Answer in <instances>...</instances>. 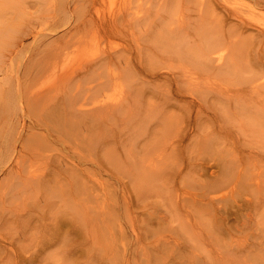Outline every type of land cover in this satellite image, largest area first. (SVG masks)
Here are the masks:
<instances>
[{
    "label": "rangeland",
    "instance_id": "rangeland-1",
    "mask_svg": "<svg viewBox=\"0 0 264 264\" xmlns=\"http://www.w3.org/2000/svg\"><path fill=\"white\" fill-rule=\"evenodd\" d=\"M161 1L165 0H41L38 5L28 7L23 15L19 14L12 21L9 29L4 32L0 42V53L6 55L11 53L10 56H13L12 65L9 66L12 75L18 71L24 72L28 61L32 65L31 69L39 68L44 63L47 65L48 63L45 62L48 61L47 56H52V48L53 51L55 50L53 43L59 41L65 43L66 52L62 54L63 57L59 55L57 59L62 58L67 63H61L60 59L58 62L64 64L63 68H60L62 65L58 62H54L56 64L52 67L57 66V69L54 67L49 71L41 66L42 68L39 69L44 70L45 76L40 75L43 74V70L42 72L39 70L37 73H41L34 75L35 79L31 77L32 74L31 78L26 80L28 82L23 81L25 84L31 83L34 87L42 86L44 83L49 85L51 81L56 82V79L62 76L60 73L64 67H69L68 71L64 69L67 71L64 73H69L68 75L71 76L78 72L81 74L78 79L85 78L86 82V79L90 77L82 75L84 74V71L81 73L83 64H87L97 55H102L104 51L122 52L111 62L110 67L112 69L123 67L127 63L128 69L132 71L124 72L121 77L124 81L121 82L123 93L120 95H129L128 99H125L128 105L124 107V113L115 112L107 119L108 123L105 121L107 126L112 128L109 133L112 137L111 141L113 139V142L108 143L107 146L115 148V152L122 155L126 164L128 159L124 148L127 146L132 148L134 155L143 158V148L146 145L151 146V155L147 160L151 163L154 173L158 175L153 173L149 181L137 185L132 180L133 176H130L133 174L132 169L130 174L121 173L120 170L125 167L120 169L116 164L110 163L106 157H100L101 151L96 155L97 158L93 156L95 160L97 159L96 161L93 158L94 161L82 162L83 159L91 157L92 149L84 143H79L78 138L71 133V135L67 133L69 135L63 136L64 141L60 143L54 141L46 147L41 146L37 139H31L32 141L26 144L28 159L24 163L25 174H27L26 168L34 169L35 172L43 171L41 168L44 163L47 164L45 154L61 153L62 156L68 155L69 159L73 157L72 160L80 162L82 180L86 176L88 181L85 179L83 181L85 184L88 183L87 186L90 189L84 188L85 192L80 191L79 194L74 191L69 196L60 192L57 193L60 196L56 200L48 201L49 196L43 193L44 190L40 189V192L37 191L38 189L26 190L28 188L24 186L25 189L22 184L17 185L14 174L11 173L10 177L9 173H5L8 165L4 166L0 163V201L2 200L0 203V264H84L86 253L82 249L95 242L97 244L92 245L96 247L95 252L97 248L110 249L113 252L117 251L119 255H122L123 244L127 246L128 252H133L135 248L139 250L140 244L144 245L145 251L150 253L154 250L153 246H158L155 252L158 253L159 264H264V142L262 144L259 140L257 142L256 138L249 134L250 132L242 130L247 127L242 122L244 116L237 113L233 102L228 103L229 106L225 103V98L212 97L210 94H214L213 92L207 91L210 92L208 93L210 99L203 101L205 104L203 112L197 115L194 111L188 112L187 108V110L182 108V101H178L180 107L173 106L170 103L174 102L172 99L169 100L170 102L166 101L168 95L174 92L175 80L172 77L166 79L160 76L150 77L146 71L152 67L156 70L155 72H174L178 69L173 68L176 62L170 59L157 60L159 53L154 40L149 38L150 32L159 26L160 19L167 17L172 9V12L180 9L177 13L184 14L183 16L187 14L184 17L186 19H191L192 16L194 18L193 9L198 7L200 0H178L179 4L175 7L179 8L178 10L173 8L175 0H166L169 1L166 2L167 5L165 2V5L161 4ZM229 1L238 5L244 4L245 6H242L247 8L244 13L251 4L249 0ZM258 14L264 17V12ZM111 16L116 17L115 25H117L112 33H109L103 26ZM260 17L259 21H264ZM138 19L141 20L138 21ZM29 25L38 32L34 30L28 33L32 29V27L29 29ZM227 27L226 25L225 28ZM13 38L15 41L22 39V45L15 46ZM44 44L47 45L44 46L46 50L42 48ZM245 45L241 54L243 71H239V75L247 80L245 83H253L259 76L264 75V61L258 60L261 54L256 52L254 41L250 39ZM139 58L143 59L146 70L140 66ZM22 61L27 62L26 67H23L25 65L21 63ZM160 61H163V64L165 62L166 65H173L172 69L168 70L166 65L159 63ZM159 64L161 66L157 67ZM71 65L73 73H71ZM107 71L108 68H102L97 79L102 78L100 76L105 75ZM46 72H48L47 75ZM67 74H65L66 77H68ZM214 75L216 74L210 73L204 78L200 76L203 80L199 82V77L196 79L200 84L196 81L192 84L198 90L204 86L214 91L224 92L229 88H236L238 80L232 74H221L219 77ZM73 77L77 78V76ZM206 78L210 81H204ZM78 79H76L77 83L71 84L74 86L71 87L73 90L78 85L80 87L81 83V87L86 86L85 82L79 83ZM211 81L214 83L212 84ZM201 82L212 85L210 84L211 87H209V84L202 85ZM112 86L108 83L101 87L106 91L94 90L89 93L86 104L92 105L104 93L109 94ZM136 86L141 89L138 103H135L130 95V91ZM168 88H171L172 93ZM249 95L250 93L246 96ZM44 100H41L42 105L39 109L37 107L41 102L36 103L38 112L42 111L44 106H46L44 110L52 106L46 100L45 103L47 105L50 103V106L44 105ZM14 102L15 104L10 105V116L13 121L24 120L26 124H33L34 131L48 130V133H43H47L48 138L53 137L55 131L47 127L48 117L42 119V116L46 117V114L48 116L53 109L48 108L47 112L44 111L45 116L43 112L40 113L43 114L42 116L33 113L32 119H29L21 114L25 110L21 108L24 103L21 104L16 99ZM224 105L226 107L228 105L229 110ZM36 108H32V112H37ZM162 111H165L164 115ZM166 117L167 125L164 124ZM38 120L40 124L36 122ZM50 125L54 126L51 123ZM146 139L148 140L145 141ZM131 140L133 143H130ZM38 149L41 151L37 152ZM81 163L84 165L82 166ZM17 203L18 208L15 206ZM23 213L25 218L21 219ZM72 214H79L87 227L94 226L96 228L94 236L93 234L81 236L80 233V235H68L67 248L71 249L70 253H66L71 255V257L66 256L68 259L61 254L59 257H57L58 254L52 255L51 252L60 249L58 245L49 247L39 257L33 256L37 254L36 248L41 245L40 240H43L41 237L44 238L42 234L49 226L56 222L67 229ZM85 219L88 222H85ZM89 219L93 221L89 222ZM21 221L23 225H20ZM24 226L31 230L24 229ZM136 234L140 236L138 239H141V242L137 241ZM74 238L83 239L84 243L79 248L77 246L73 248ZM178 249H184L187 255L176 258ZM152 253L148 264H154L157 261ZM27 256L31 258V262L22 260ZM107 262L112 264V261L107 260ZM89 263L101 264V261L97 262L93 259ZM130 264L135 263L131 261Z\"/></svg>",
    "mask_w": 264,
    "mask_h": 264
},
{
    "label": "bare ground",
    "instance_id": "bare-ground-1",
    "mask_svg": "<svg viewBox=\"0 0 264 264\" xmlns=\"http://www.w3.org/2000/svg\"><path fill=\"white\" fill-rule=\"evenodd\" d=\"M40 1L41 0H0V42L2 41L4 32L7 31L11 26L12 21L15 20L19 16V14L23 15L25 11L28 9V7H31L33 5L34 6L38 5ZM177 1L178 0H175V2L173 1V3H175L174 4L175 6L173 8L177 7L176 5L179 4L178 3L179 1L178 2ZM249 1L251 2V4L249 3L250 6L248 7V10H246L245 13L244 11L247 8L246 7L244 8L245 6L244 4L238 5L229 0H200V2L198 3V7L193 9L194 18H192L193 17L192 16L191 19L184 18L185 16H187L186 13L185 16H183L184 14L177 13L180 10L179 8H175L177 10L179 9L176 12H174L175 10L172 12L173 9L170 10V13H168L169 15L168 16L166 15L167 17L164 16V18H161L159 26L154 31L150 32L149 38L154 40V44L157 47V51L159 53L157 55V60H160L161 58H167L176 62V64L174 65L175 67H173V65L171 64L166 65L165 62L163 64L162 63L163 61H160L159 63L166 65V68H168V70H171L172 67L177 68L178 70L173 69L175 70L174 72H169V71L155 72L156 70H154V67L150 69L144 67V62L142 58H139L140 60L139 63L141 67H144L145 70L147 69L148 72L146 71V73L149 74L150 77L160 76V77H165V79L167 77H172L175 80V88L173 94L170 96L168 95L167 99L165 98L166 101L172 99L174 102H170V101L169 102L175 107L176 106L180 107V103H178V101H182L181 102V105L183 106L182 108L185 109L187 108L189 110L188 112L194 111L195 115L200 114L201 112H203L202 110L205 105L203 101L204 100L207 101V99L209 98L208 93L210 92L214 93V94H210L214 98H222V99L225 98L226 99L225 103L227 104L233 102L234 108H237L235 109L237 110V113L239 112L244 116L242 122L244 123V125L246 124L247 126L241 129L246 131L247 133L250 132L249 134L252 137L256 138L257 142L259 140V142H261L262 144V142H264V102H262V100H264V77L261 76L264 75L259 76L256 79V82L253 83L252 82L245 83L247 80H245L242 76L239 75V71H243V67H241V65H243L241 64L242 62L241 54L244 51V46H246L245 44L248 43L250 39L251 41L255 42L256 52L261 54L258 60L260 62L264 61V21H259L260 16L258 14L260 12H264V0H249ZM164 2L166 3L169 1L166 0L161 1V4L163 3V5H165ZM167 4L168 3H166V5ZM148 8H150V6H148ZM262 19H264V17H262ZM140 20L141 19H138V21ZM115 22H116V17L111 16L104 24L103 26L105 27L104 29L107 32L112 33L114 27L117 25V24L115 25ZM226 25L228 26L227 28H225ZM31 27L32 25H29V29ZM34 30H35L34 27H32V29L28 33H30L31 31L33 32ZM35 32L38 31L35 30ZM58 41L59 40H57V42ZM48 43L46 44L48 45ZM41 44L42 42L39 43L38 50L40 49ZM46 44L42 46L43 50H46V48H44V46H47ZM53 44H55V46H53L56 50V51L54 50L55 54L53 53L54 51L52 50L53 49L52 48L51 49L52 56H49L47 54L48 55L47 58L48 57L49 58L48 61H45L48 64L46 65V63H44L46 67L40 64L42 67H44V70L46 71L53 69L55 67V66L52 67L53 64H56L54 62H58V60L60 59L62 60V58L57 59V57H59V55L62 56V54L66 52V50H64L66 49L65 43L59 41L58 43H53ZM19 45H22V39L15 41V46H19ZM49 45L52 46L51 44ZM120 54H122V52L113 51V50L106 52L104 51L102 55H97L95 56V58L90 59V61L87 64H83L81 73L84 71L83 72L84 74L82 75H84V77H86L87 75L90 77V79L88 80L86 79V82H85V78L84 80L78 79V77H80L81 74L78 72L77 73L75 72L74 74L72 71L73 67L71 65L70 69L72 67L71 73H73L71 74V76L68 75L69 73L68 74L64 73V71H66L64 69L66 68L68 71L69 67H64V69L60 73L62 74V76L59 77V79H56L57 80L56 82L51 81L49 85H46L44 83L42 86L38 84L40 86L34 87L30 82H29L30 84L28 83L25 84V83L28 82L26 80L30 77V75L33 74L31 76L33 77L34 75L37 76L39 73L42 72L41 70L43 69L41 70L39 69L41 66L38 65L39 68L35 67L34 69H31L32 65L29 63V61L28 63L22 61L21 62L22 64L25 65L27 63V67L28 64H30L29 65L30 67L27 68L25 65L23 67H26L27 70L25 68L24 72L22 70L21 71L22 73L18 71L16 72L15 75H12L11 72L9 71V66L12 65L13 56H10L11 53L10 55L0 53V163L4 164V166H6V164L8 165L6 166L8 169L5 173H9L8 176L14 174L13 176L17 180V185L21 186L22 184L23 185L22 187L25 186L26 188H28L26 189L24 187L26 190H30V189H35V191L37 189H38L37 191H39L40 189L44 190L43 193L45 192L49 196L47 197L48 201L49 200L53 201L54 199L56 200L57 197L60 196V194L57 195V193L60 192H63V194L69 196L70 193H73L74 191H76V193L79 194L80 191H84V188L90 189V187L87 186L88 183L85 184L84 182L85 180L88 181L86 179V176L83 177V180L84 179L85 180L84 181L82 180L81 167L79 165L80 162H78V160L77 162L72 160L73 157L72 158L70 157L71 159H69L68 155L63 154L62 156L61 153L60 154L58 153L56 155L53 153L45 154L47 155L46 156L47 164L44 163L43 166L44 168L45 164L47 165L46 168H44L45 170L41 168L43 171L39 172L40 170L39 171L37 170L38 172H35L34 169L26 168L27 174L24 173L25 170L24 163L28 159L26 155V151H27L26 144L28 143V141H30L31 139L32 140L37 139L39 141V144H41V146L46 147V146H50L54 141H58L59 143L61 141H64L63 136L65 134L69 135L70 133L72 134V136L74 135L76 136V138H78L79 143L81 144L84 143L87 145V147L92 149L91 157L90 158L88 157V159L87 158L83 159L82 162H85L87 160L94 161L95 158L93 156H96L98 152L101 151V153L99 154L100 157L101 156L106 157L107 159L110 160V163L116 164V166H118L120 169L125 167L123 169L124 171L122 169L120 170L121 173L125 172L126 174H130L132 172L131 171L132 169L133 174L130 176H133L132 180H134V182L137 185H139L140 183L145 184L146 183L145 181H149L150 175H153L154 173L153 168L150 165L151 163L147 160L151 155V151H152L151 146L146 145L143 148L144 151L142 153L144 154L143 158L142 157L138 158L137 155H134L132 148L128 146L124 148L125 149L124 153L128 159L129 165L128 163L126 164L124 162L125 160L121 157L122 155H118V153L115 152L116 151L115 148L107 146L108 143L113 142V139L111 141L112 137L109 133V130H111L112 128L107 126L106 124L107 119L110 118L111 115H113L115 112L124 113L123 109L125 106L128 105L127 104L128 102L125 99H128L129 95H125V96L120 95L123 93L121 82L124 81L121 77L123 76L124 72H132V71L128 69L126 65L127 63H125L123 67H116V68L114 67L113 69L110 67L111 62L115 58L119 57ZM63 62L64 64L67 63V61L62 60L61 63ZM64 64H61L62 67L60 66L58 67L63 68ZM68 64H69V60H68ZM49 66H51V68H49ZM159 66L161 65L159 64L157 67ZM102 68H108V71L105 73V75L100 76L102 78L97 79V75L99 74ZM39 70L41 72L37 73ZM44 70L42 72L43 74L40 75L45 76ZM78 70L79 69H77V71ZM47 73L48 72H46V75ZM210 73L212 74L214 73L216 74L214 76H218V77L221 74H227V75L232 74V76L236 80H238L239 83L236 81L237 82L236 88H232V89L229 88L225 92L222 90L214 91L213 89L207 88L205 86H204L205 88L204 87L199 88L198 90L197 87L194 84H192V82L195 83L194 81H196L198 77H199L198 80L200 82V80H203V78ZM65 74H67L68 77H66ZM40 75L39 77H41ZM73 76H77V78ZM91 76L95 78H92ZM103 76H105V78H103ZM200 76L203 78L200 79ZM73 78H75L74 79L75 81L73 80ZM76 79L79 80V83L80 81L86 83L85 88L83 87L84 85H82L83 92L81 91L82 83L80 84L81 89L80 87H78L79 86L78 84H77L78 86L74 90L73 88H71L74 87L71 84L77 83ZM71 80L73 82H71ZM206 80L210 81L209 78L208 79L206 78L204 81ZM23 81H25V83ZM203 82H201L202 85L206 84ZM208 82L207 84H209ZM108 83H111L113 85L111 87V92L109 94L108 93L107 94L104 93V95L102 94L103 96L100 99H98L92 105L88 106L86 104V98L88 94L94 90L106 91V89H101V87ZM196 83L198 82L196 81ZM242 83L244 84L241 85ZM171 84L170 86L172 87ZM210 84L208 85L209 87H211ZM27 85H30L31 87ZM229 90H231V92H227ZM130 92H131L130 95L132 100L135 103H138L139 98L141 97L140 96L141 89H139V87L136 86ZM170 92L172 93V91ZM248 93H250V95L246 96ZM251 93H254L255 95H252ZM188 96L190 98H187ZM15 99L19 101L21 104L24 103L23 106L21 105V108H25V110L22 111L21 109L22 111L21 114L23 116L28 117L29 119H32L33 113H38V115L40 116L41 115L40 113L43 112L45 116V113L47 112V110H49L48 108L53 109V111L50 109L51 111L50 114L48 113L49 114L48 116L47 114L46 117H43L42 116L43 114L41 115L42 119L48 117L46 119V121H48L47 122L48 124L46 122L44 123L48 125L47 127L49 128L51 127V129L55 131L53 137L51 138L47 137L46 134L48 133V130L43 131V132H47L46 134L43 133L42 131L40 132L34 131L32 127L33 124L32 125L26 124L24 120H22V122L20 120H17L16 122L13 121L12 117L10 116L11 114L10 105L11 103L12 105L15 104V102L13 103ZM44 99L46 100V102L49 101L52 106L48 107L45 110L44 107L46 106H44L42 111L40 110L38 112V109L41 107L40 105H42L41 100ZM45 100L43 101L44 105L46 104ZM38 101H40L41 103L39 102L40 104L37 107L38 104L36 103ZM50 103H48L49 105L47 104L46 105L50 106ZM228 105L227 107L226 105L224 106L229 110L230 107H228ZM32 108L33 109L36 108L37 112L36 111L32 112L33 111ZM225 108H223L224 109L223 111H225ZM233 110L234 109H232V111ZM227 112L229 113V111ZM164 114L165 111H162V115ZM206 116L208 115L206 114ZM50 117L51 119L53 118L52 119L53 123ZM42 119H40V122H42L41 121ZM240 120H241V115H240ZM36 122L39 123V120ZM49 122L54 126L50 125ZM242 122H240V124H242ZM167 123H168V118L166 117L164 118V124L167 125ZM238 124H239V118H238ZM147 140L148 139H146L145 141ZM130 143H133V141L131 140ZM38 151L41 150L38 149L37 152ZM79 158H80V154H79ZM81 164L82 166L84 165L83 163ZM28 166L30 165L28 164ZM154 175H158V173L155 172ZM1 201L0 203H2ZM15 206L18 208L19 206L18 203ZM23 214L22 217H20L21 219L25 218V214L24 217ZM69 221L70 224L68 225L69 227L67 229L65 228V226L61 227L62 225H58V223L56 222L52 223L51 226H49V228L47 229V231L42 234L44 238L41 237V239H43L40 240L41 245H39L36 248L37 254L33 256L39 257L49 247L53 245H58L60 249L51 252L52 255L58 254L57 257H59V254H61L63 257L66 256L71 257L70 254H66V253H70L71 251L70 248H67L68 235L70 234L78 235L80 233L82 234L81 236L84 235L88 236L89 234H93L94 236L96 228L94 226H91L90 228L87 227V225H85L82 222L81 216L79 214H72L70 216ZM91 221H93V219H89V222ZM11 222L13 221L11 220ZM85 222L88 221L86 220ZM20 225H23V223ZM41 227H43V225ZM25 228L26 226H24V229ZM27 229L31 230V228L29 227H27L26 230ZM139 237L140 236L136 234L137 241L141 242L142 240L138 239ZM73 241L75 242L73 248H75L76 246L79 248V246H81L84 243L83 239L78 240L77 238H74ZM95 244H97V242H95ZM95 244H91V246H87L85 249L81 248L83 251H85L84 253H86V256L84 255L86 257L85 258L86 263L84 264H88L93 259L94 261L97 262L101 261V264H109L107 260H109L110 262L112 261V264H130L131 261L135 264H143V263L148 264V262H150L149 261L150 254L152 252H153L152 256L154 257V259L157 260L154 264H159L158 253L155 252V249L158 246H153L154 250H151L152 251L151 253L149 251L146 252L145 251L146 248H144V245L142 244L138 245L139 250L135 248L133 252L132 251L128 252L127 246L123 244L124 247H123L122 255H119L117 254V251L113 252L110 249L102 250L101 248H97V251L95 252L96 247L92 246ZM177 252H178L177 256H175L176 258H183L187 255V252H185L184 249H180V250L178 249ZM93 254L95 255V258ZM22 260L26 262L27 261L31 262V258L29 256L23 258Z\"/></svg>",
    "mask_w": 264,
    "mask_h": 264
}]
</instances>
